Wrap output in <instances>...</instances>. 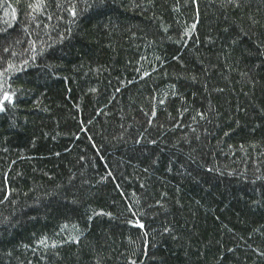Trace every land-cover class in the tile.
I'll return each instance as SVG.
<instances>
[{
    "label": "trees",
    "instance_id": "16d2710c",
    "mask_svg": "<svg viewBox=\"0 0 264 264\" xmlns=\"http://www.w3.org/2000/svg\"><path fill=\"white\" fill-rule=\"evenodd\" d=\"M88 3L93 6L75 23L68 15L61 21L42 18L43 24L59 23L49 38L27 15L25 0H0V30H6L0 44L22 52L39 33L47 48L15 74L12 90L23 94L17 108L0 114V264H97V251L101 264H264L254 252L264 251V180L252 183L254 175L264 176V49L258 46L264 41V3L250 0L249 8L213 16V0H199L198 17L191 5L181 9L183 16L173 12V0ZM248 15L259 23L251 25ZM161 19L172 25L170 34L198 19L197 32L176 44L163 39ZM210 24L220 37L214 45L205 39ZM241 29L237 43L225 47ZM57 32L64 33L62 43ZM14 62L23 67L19 57ZM181 73L197 76L196 82L177 83L189 104L213 110L202 136L205 156L195 163L177 143L181 129H169V117L157 104ZM150 95L157 98L151 101L157 106L154 125L165 122L169 130L158 145L146 139L137 145L140 133L156 136L154 125L145 123ZM180 103L169 95L164 107L176 117L173 106ZM173 153L184 155L176 159ZM152 154L160 163L150 170L148 189L153 195L168 192L167 211L149 213L141 230L124 223L126 204H134L132 192L139 193L143 182L135 176L144 177L142 167ZM5 186L11 190L6 200ZM77 190L79 203L73 205ZM101 209L114 216L95 215ZM43 236L67 243L52 250L36 242Z\"/></svg>",
    "mask_w": 264,
    "mask_h": 264
},
{
    "label": "snow or ice",
    "instance_id": "6c2138e0",
    "mask_svg": "<svg viewBox=\"0 0 264 264\" xmlns=\"http://www.w3.org/2000/svg\"><path fill=\"white\" fill-rule=\"evenodd\" d=\"M147 3H153L154 0H146ZM262 3H264V0H261ZM81 3L83 7H81ZM189 5L192 6V10L195 12L196 16H199V0H173V3L170 5V8L173 12L179 13L181 16L184 15L183 12H181L182 8L188 7ZM93 5L88 3V0H72L71 3H68V0H25V7L27 9H30L31 11L27 12V15L34 20L37 23V26L40 27V30L43 32L44 36L51 37V32L56 31V29L59 28V23H49V24H43V19H47L48 21H61L64 20L65 15L69 16V19L71 23H75V19L77 18L78 14H80L83 11H87V9L91 8ZM212 7L215 9V12L213 13V16L224 15L227 11L232 10H243L250 7V0H213ZM38 14V15H36ZM225 19L227 20V16H225ZM247 19L250 21V24L255 26L259 23V21L255 18H253L252 15H248ZM199 23V20H194L193 22H187L178 24L177 28L174 33L170 34V29L172 28V25H164L163 20L161 19V29L163 33V39L166 40H172L176 44H185L187 43L188 39L193 37L194 33L197 32V25ZM235 21H233V24H228L225 26L222 31L224 33H228L230 29L233 27ZM27 27V25L25 26ZM0 31H6V30H0ZM67 31H71V29H67ZM240 31H237L234 36L230 38L229 44H226L225 47L230 48V45L236 44L237 39L236 37L240 35ZM246 35V33H245ZM57 39L62 43L63 42V32H57L56 33ZM175 36V39L173 37ZM219 34L215 31V29L211 26H209L208 31L205 35V39L209 44H215L216 40L219 39ZM19 43V41H17ZM40 43L42 45L40 52L38 53L36 51L37 44ZM196 43L199 44V39L196 40ZM46 44V41L42 39L39 33H37L36 39L32 40L30 42V45L28 48H25L22 52H17L12 47L4 46L0 44V114H6L11 111H13L15 108L18 107L19 100L18 96L22 95L21 89L17 88L15 91L12 90V81L13 77L16 73H19L21 71H24L30 61L35 62L38 55H42L44 51L47 50V48L43 47V45ZM260 48L264 49V41L259 42L258 45ZM48 48L51 47V45L47 46ZM27 55V58H24L25 54ZM264 55V53H261ZM19 57L20 63L23 65V67L17 65L14 62V58ZM176 59V57H173ZM159 59V58H158ZM201 64H203V61H201ZM137 72H140L141 69L137 68ZM167 75V73H165ZM247 73H241V76H246ZM144 77L150 76V73L148 71L143 72ZM18 78V77H17ZM181 80H191L193 82L197 81V76L195 75H184V74H178L176 76V83H171L170 87L172 91L170 93H165V99H160L157 101V104L161 106V108L164 109V111L167 114L168 119H166V123L169 125V129H175L179 127L181 129V134L177 140V143H181L186 149H187V157L188 160H190L192 163L196 162V159L200 158L203 159L204 154V139H202V136L204 133L208 131V129L205 127V125L210 120V114L212 113L211 106L205 107L203 104L197 108L195 106H192L187 101V98L177 89V83H179ZM131 82V81H130ZM205 90H207V83L204 84ZM90 91H96V89L92 88ZM119 91V89H117ZM215 91L222 92L223 89L216 88ZM171 95L172 97L177 98L178 101H181L179 107H174L177 116L172 117L171 112L167 111V108H165V100L167 97ZM192 96H195L196 93L193 92L191 94ZM155 95H150V106L149 111L147 113H144L147 118L145 120V123L147 125L153 126L154 125V118L157 117V106L152 105L151 101L156 100ZM218 115V113H217ZM177 117H182L185 120L189 121V123H185L183 120L178 119ZM201 121L204 122V124L201 123ZM121 129H123V125L120 126ZM156 130V136L155 138H147L143 133H140L137 135L135 139V143L137 145L141 144L143 140H147V144L151 145H158L161 142V137L163 136V133L165 131H168L169 129L165 128V122L157 121L154 125ZM225 136L228 135V132L223 133ZM231 147V145H229ZM241 148H243V145H241ZM7 149H5L6 151ZM59 155V153H57ZM183 153H181L179 156H176L175 153H173V156L176 159H182ZM136 157H133L135 159ZM81 160L84 159L83 156L80 157ZM150 163H148L147 166L142 167V173L144 174V177L142 178L140 175H136L135 179L139 182L143 179V182L139 183V193H137L135 190L132 192V196L135 197V202L133 203H127L126 204V211L129 214L125 220L124 223L128 225H132L136 228H139L141 230H144L145 225V218L148 216L149 213H158L160 211H167L165 205L168 203V192H161L157 191L155 195H153L152 192L148 189V183L151 177L150 170L155 169L156 166L160 163L159 158L152 154L149 157ZM129 166H131V160L128 161ZM142 163V162H141ZM171 164V162H170ZM181 168H184V165H180ZM172 168L169 166L166 171H171ZM211 171L212 169H208ZM259 171V169H257ZM108 177H112L113 173L111 170L108 171ZM191 175V173H189ZM75 179V175L69 179V184H72V181ZM107 177H100V180H105ZM247 179V177H245ZM264 180V176H255L252 180V183L255 184L256 181ZM84 183H88L87 180L84 181ZM115 187L120 190L121 195H124V190L120 188L119 184H116ZM5 195L4 200L7 199L9 195H11V190L7 186H5ZM79 194V190L74 192L71 197V203L73 205H76L79 203V200L77 199V196ZM159 197V198H157ZM68 198L67 196L65 197ZM264 198V197H262ZM124 199L127 201L129 197L125 196ZM149 199H151L152 203H149ZM259 200H254L252 203L258 204ZM0 203H3V200H0ZM177 204H179V200L176 201ZM139 208V212L135 210V207ZM95 215H105L112 217L114 216V213L111 211L105 212L103 209H101L99 212L95 213ZM7 219V218H5ZM88 220L92 219V216L87 217ZM163 231L165 233L170 231V228L165 226L163 228ZM145 236H147V232L144 233ZM69 241H73L76 244L80 243V239L78 237H69ZM130 239V237L128 238ZM51 240V244L49 245L47 242ZM37 243L44 245L45 247H50L52 250H55L57 248V243L59 244H65L67 241L63 240L62 238L57 242L56 240H52L51 237L43 236L42 238H39ZM146 246V242H145ZM27 247H31V245H27ZM93 248L94 251L97 250L96 245L90 246ZM100 250H103L104 246L99 245L98 246ZM231 251V249H229ZM254 252L259 255V257H264V251H260L259 248L254 249ZM55 256H59L58 252L53 253ZM42 259H46V257H42ZM104 259L103 256L100 255V251H97L96 260L97 264H101V261ZM131 264H136L135 260L131 261Z\"/></svg>",
    "mask_w": 264,
    "mask_h": 264
}]
</instances>
